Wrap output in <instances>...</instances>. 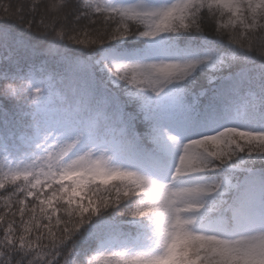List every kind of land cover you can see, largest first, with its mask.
<instances>
[{"label": "snow or ice", "instance_id": "obj_1", "mask_svg": "<svg viewBox=\"0 0 264 264\" xmlns=\"http://www.w3.org/2000/svg\"><path fill=\"white\" fill-rule=\"evenodd\" d=\"M0 264H264V0L0 3Z\"/></svg>", "mask_w": 264, "mask_h": 264}, {"label": "trees", "instance_id": "obj_2", "mask_svg": "<svg viewBox=\"0 0 264 264\" xmlns=\"http://www.w3.org/2000/svg\"><path fill=\"white\" fill-rule=\"evenodd\" d=\"M6 2H8V0H0V3H6ZM11 2L13 4L25 3L27 5V4H30L32 2V0H11ZM202 103H206V100H202Z\"/></svg>", "mask_w": 264, "mask_h": 264}]
</instances>
